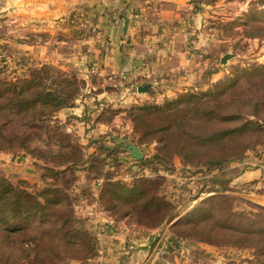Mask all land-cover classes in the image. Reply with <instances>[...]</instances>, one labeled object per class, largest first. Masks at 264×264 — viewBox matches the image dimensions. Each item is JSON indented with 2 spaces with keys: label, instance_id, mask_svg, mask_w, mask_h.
Wrapping results in <instances>:
<instances>
[{
  "label": "trees",
  "instance_id": "obj_1",
  "mask_svg": "<svg viewBox=\"0 0 264 264\" xmlns=\"http://www.w3.org/2000/svg\"><path fill=\"white\" fill-rule=\"evenodd\" d=\"M194 4H198L197 0ZM263 15L264 10H260L250 26V37L263 36ZM253 74L240 76L225 90L220 91L223 85L218 81L203 94L183 93L162 107L142 108L135 103L122 108L120 112L124 111L133 122V142L142 146L159 143L157 154L149 158L146 154L141 162L165 169L164 157L178 156L201 167L203 184L192 198L229 189L234 176L224 175L230 163L244 162L254 151L258 156L264 153V71ZM74 80L73 74L48 64L32 70L26 78L0 79V151L17 149L37 158V168L47 183L41 191L32 193L0 178V264H60L68 258L83 261L94 255L93 238L88 230H80V221L73 215L72 206L78 197L69 195L79 193L71 189L70 182L59 186V177L66 171L72 173L75 182L74 174L82 168L87 188L80 194L90 197L97 192L100 204L118 221L126 218L129 224L148 230L163 228L191 205L190 199L180 205L167 198L163 176L117 177L115 171L120 168H107L106 163L110 159L117 161L124 153L121 148L108 146L91 135L84 138L85 142L76 140L72 132L62 130L68 125L77 129L71 122L76 117L62 111L73 108L79 96ZM116 115L118 112L111 110V114L96 119L83 117L88 126L85 131L110 125ZM149 116L160 123H150L146 118ZM61 117L65 121L54 123ZM254 135L262 138L249 142ZM206 170L217 172L208 177ZM99 181L101 187L94 190ZM229 199L225 194H215L193 204L182 215L184 222L174 223L185 232L171 239L223 242L235 249H253L255 258L245 264H264V230L258 226L264 223V215L238 212L235 202ZM228 200L231 204L224 212L223 203ZM199 217L210 219L198 220ZM48 221L52 222L50 228L45 225ZM252 225L258 228H248ZM220 234L226 235L227 242L220 239Z\"/></svg>",
  "mask_w": 264,
  "mask_h": 264
},
{
  "label": "rangeland",
  "instance_id": "obj_2",
  "mask_svg": "<svg viewBox=\"0 0 264 264\" xmlns=\"http://www.w3.org/2000/svg\"><path fill=\"white\" fill-rule=\"evenodd\" d=\"M195 1L189 0V9L183 11L180 25L181 29L186 30L185 63L189 61V66L180 68L175 73L170 69L173 74L158 81L106 77L101 75L97 67L88 64L84 66V63H87L85 39L93 34H90L87 27L86 15L79 10L52 21H43L36 18L34 12H30L35 9L34 5H28L27 13L26 7L19 0H0V79L26 78L32 70L45 64L73 74L74 87L79 90L75 104L90 103L89 107L95 109V112L91 109L87 111L95 119L102 114H111V110H116L118 115L110 125L97 126L88 133L85 131L88 127L85 126L87 120L83 121L81 117L75 116L71 122L77 129L74 131L68 125L62 130L72 132L73 139L76 140L85 142L84 138L91 135L107 142L108 146L121 148L124 153L119 155L117 161L110 159L106 163L107 168H120L115 171L117 177L133 178L143 174L154 178L163 176V188L167 198L180 205L187 199L191 202L187 209L163 228L148 230L138 224H129L126 218L118 221L115 215L100 204L97 192H92L93 196L90 197L80 194L81 190L87 188L86 172L82 168L74 174L75 182L72 181V173L66 171L59 177V186L64 187L70 182L71 189L79 193L69 195L72 198L78 197L77 202L73 201V215L80 221V230H88L93 238L95 253L83 261L68 258L60 264H245L255 258L253 249H235L224 245L223 242L209 244L197 239L175 241L171 238L185 232L176 228L174 223L183 220L182 215L193 204L196 205L201 199L215 194L228 196L230 201L235 202L238 212L248 216L258 213L264 215V153L258 156L254 151L244 162L230 163L228 172L224 175L228 178L234 176L229 183V189L192 198L193 192L203 184L200 181L201 167L186 163L178 156L170 159L164 157L165 169H160L152 162L146 161L143 164L141 161L144 155L147 154L149 158L152 154H157L155 148H158L159 143L142 146L133 142L131 117L127 118L124 111L120 112L122 108L133 106L135 103L142 108L149 105L162 107L183 93L203 94L218 81L221 82L220 86L223 85L219 87L220 91L225 90L242 75H254L255 72L264 71V34L258 37L249 36L250 26L256 22L259 11L264 10V0H197V5L194 4ZM148 5L150 17L154 20L153 26L157 27V21L162 18L160 7L156 3ZM260 19L264 21V15ZM263 25L264 23L261 24ZM227 55L229 58L222 63V58ZM165 75L167 74L163 76ZM148 83H153V88L139 94L137 86ZM69 109L71 108L62 111ZM146 118L150 123H160V120L153 116ZM57 121L61 123L65 119L57 118L54 123ZM255 138L262 137L254 135L248 140L252 143ZM125 140L141 148V160H135L129 152L122 149L121 145ZM24 154L17 149L0 151V178L15 186L20 185L29 192L37 193L47 186L44 173L37 168V158ZM216 172L207 171L205 176L211 177ZM100 187L97 184L94 190ZM229 200L223 203L224 212L231 204ZM208 207L213 213L214 209ZM203 218L210 219L199 217L198 220ZM49 221L45 223L48 228L52 223ZM258 226L264 230V223ZM258 226L252 225L248 228L256 230ZM127 231L131 235H127ZM130 236H133L134 240ZM219 236L220 239L226 238L224 234ZM110 244L116 245V250L109 251L106 245Z\"/></svg>",
  "mask_w": 264,
  "mask_h": 264
},
{
  "label": "crops",
  "instance_id": "obj_3",
  "mask_svg": "<svg viewBox=\"0 0 264 264\" xmlns=\"http://www.w3.org/2000/svg\"><path fill=\"white\" fill-rule=\"evenodd\" d=\"M19 1L27 13L28 5H34L35 9L30 12L43 21H52L77 10L86 15L87 27L93 36L85 39L87 63L84 66L97 67L103 76L161 81L189 66V61L185 63L186 30L180 27L183 11L189 9V0ZM149 3L160 7L162 18L157 21V27L153 26ZM83 103H76L63 114L81 117L84 121L83 117L90 115L87 109L91 107L90 103ZM129 233L126 234L131 235ZM114 244L106 245L109 251L116 250Z\"/></svg>",
  "mask_w": 264,
  "mask_h": 264
},
{
  "label": "water",
  "instance_id": "obj_4",
  "mask_svg": "<svg viewBox=\"0 0 264 264\" xmlns=\"http://www.w3.org/2000/svg\"><path fill=\"white\" fill-rule=\"evenodd\" d=\"M229 55L224 56L222 58V63H225V61L227 60V58ZM154 86L153 83H148V84H144V85H138L137 86V91L139 94H143L148 92L150 89H152ZM122 149L129 152V154L135 159V160H141L143 158V154L141 151V148L137 145H134L132 143H130L129 141H124V143L121 145Z\"/></svg>",
  "mask_w": 264,
  "mask_h": 264
},
{
  "label": "built area",
  "instance_id": "obj_5",
  "mask_svg": "<svg viewBox=\"0 0 264 264\" xmlns=\"http://www.w3.org/2000/svg\"><path fill=\"white\" fill-rule=\"evenodd\" d=\"M99 185H100V181H99V183H98Z\"/></svg>",
  "mask_w": 264,
  "mask_h": 264
}]
</instances>
